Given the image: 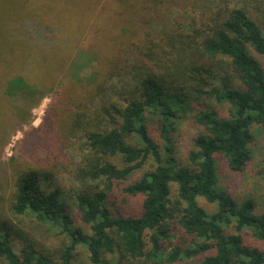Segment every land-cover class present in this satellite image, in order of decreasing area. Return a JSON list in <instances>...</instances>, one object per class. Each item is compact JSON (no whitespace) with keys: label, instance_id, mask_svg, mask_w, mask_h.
<instances>
[{"label":"trees","instance_id":"obj_1","mask_svg":"<svg viewBox=\"0 0 264 264\" xmlns=\"http://www.w3.org/2000/svg\"><path fill=\"white\" fill-rule=\"evenodd\" d=\"M216 1L188 26L163 27L143 46L145 53L131 54L128 88L100 104L93 118L78 114L71 125L79 154L71 170L80 185L78 214L88 229L74 223L59 189L48 191L39 173L26 172L13 180L11 212L30 216L64 240L45 253L0 215V259L7 264H264V208L257 212L254 198L237 200L221 186L216 165L222 156L231 170L245 169L252 157V125L264 130V67L253 55H264V16L257 14L264 9L257 0H252L256 9L248 0L242 6ZM133 2L144 7L143 0ZM9 3L0 0V14L9 15L0 17V69L11 57L16 33L37 45L57 43L55 35L81 30L89 14L82 7L79 24L65 30L49 14H38L31 0L16 9ZM80 60L73 57L69 64L73 78L83 79ZM97 74L89 73L90 83ZM28 75L18 66L2 74L0 98L15 106L19 121L45 93ZM103 89L98 87V94ZM186 119L197 131L181 157L172 133ZM116 190L140 197L138 210L116 208ZM201 198L214 210L203 207Z\"/></svg>","mask_w":264,"mask_h":264},{"label":"rangeland","instance_id":"obj_2","mask_svg":"<svg viewBox=\"0 0 264 264\" xmlns=\"http://www.w3.org/2000/svg\"><path fill=\"white\" fill-rule=\"evenodd\" d=\"M31 1L38 14H49L56 25L65 30L79 24L76 18L82 7L89 9L86 25L79 31L55 35L59 40L57 43L37 45L21 40L16 33L11 38V57L5 59L4 67L0 69V88L6 68L18 66L27 68L28 81L45 91L40 101L23 113L24 120L27 118L25 121L16 118L15 106L11 102L0 98V166L8 168L6 171L0 170V215L10 220L16 229L39 242L45 253H52L64 240L63 235L56 230L40 228L26 214L11 212L13 180L26 172L39 173L41 183L48 191L59 189L60 198L68 204L74 223L88 229V224L78 214L80 185L71 170L78 162L79 154L76 139L69 133L71 125L84 113L88 117L91 114L93 118L100 104L116 99L124 87L128 88L130 80L126 71L131 58H127L131 54L145 53L143 46L159 37L163 27L175 29L188 26L189 19H199L200 13L213 8L217 1L143 0L144 7L140 9L136 8L133 0ZM257 1L264 9V0ZM9 2L16 9L24 0ZM241 2L244 3V0H230V5L242 6ZM248 2L255 9L259 7L258 4L254 7L252 0ZM257 14L263 20L264 11L260 10ZM2 16L9 17L7 11L6 14L2 12ZM11 16L12 20L18 17ZM124 29L125 34L118 37ZM13 30L7 28V34L14 35ZM65 39L69 41L65 42ZM253 55L264 67V55L256 52ZM80 56V64L85 65L81 73L83 79L73 78L68 70L73 57ZM91 71L98 72L94 83H90ZM98 87L104 88L100 94ZM220 109L223 114L226 113L225 107ZM6 113L7 123L1 125ZM252 128L253 139L249 145L252 157L245 169L231 170L222 156H217L216 165L221 186L237 200L247 196L254 198L257 212H261L264 208V130L257 124H253ZM196 131L191 119L178 123L172 138L179 156L186 155ZM135 174L134 177H137L141 172ZM139 202L140 197L128 196L118 190L113 194V205L127 213L136 212ZM200 203L207 210H214V205L205 199L201 198ZM245 240L259 245L250 235H245ZM85 257L86 252L81 250V258ZM0 264L7 263L0 259Z\"/></svg>","mask_w":264,"mask_h":264}]
</instances>
